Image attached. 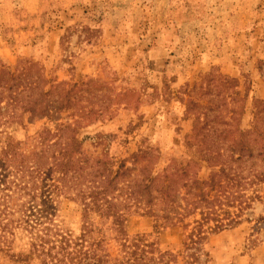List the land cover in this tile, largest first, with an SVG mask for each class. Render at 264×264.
Returning <instances> with one entry per match:
<instances>
[{"label": "rangeland", "instance_id": "374dc122", "mask_svg": "<svg viewBox=\"0 0 264 264\" xmlns=\"http://www.w3.org/2000/svg\"><path fill=\"white\" fill-rule=\"evenodd\" d=\"M35 25V31L27 30ZM0 35L7 41L22 38L19 45L31 49L12 61L0 58V70L26 66L41 86H46L42 73L50 79L55 93L81 89L69 111L26 116L0 128V157L16 163L10 170L59 174L65 138L55 131L64 123V133L81 140L73 154L82 159L83 169L116 174L106 194L126 200L125 212L117 217L92 212L95 224L106 226V237L120 225L130 237L170 251L165 260L174 264H264L262 203L244 196L253 186L225 187L232 198L223 197L221 206L229 212L221 210V216L227 223L236 216L237 222L208 233L204 241H190L191 217L154 230V219L146 214V174L174 166L170 157L176 156L195 157L189 170L205 177L212 167L200 156L222 162L240 128H263L264 119L254 113L264 99V0H0ZM14 43L1 41L0 51ZM92 102L99 110L96 119L78 112ZM194 124L195 138H190ZM201 140L209 153L200 151ZM190 141L196 145L188 146ZM249 156L242 164L258 170L256 151ZM11 180L6 176L2 187ZM45 181V195L53 199L46 205L38 195V207L48 208L54 227L77 234L82 201L72 190H61L59 181L60 191ZM6 237L0 264H42L40 258L18 254L29 241L25 229Z\"/></svg>", "mask_w": 264, "mask_h": 264}, {"label": "trees", "instance_id": "16d2710c", "mask_svg": "<svg viewBox=\"0 0 264 264\" xmlns=\"http://www.w3.org/2000/svg\"><path fill=\"white\" fill-rule=\"evenodd\" d=\"M30 61L31 64L34 63L33 60ZM25 69L26 66L21 68L18 66L16 72L11 71L9 67L0 70V128L11 123H19L20 119L26 116L30 119L50 117L56 111H69L81 90L79 86H72L70 89L55 93L53 91L56 85L43 73L41 80L46 86H41L34 74ZM78 109L79 113L87 115L86 117L90 119L98 117L99 110L94 106V102L90 108L79 106ZM263 112L264 99L260 101L254 115L256 118L264 119ZM63 124L55 131L56 137L65 138L61 147V159L57 163L59 174L45 172L42 169H26L15 170L21 172L16 177L15 171L10 170L15 167V161L0 157V243L8 241L7 233L14 234L25 229L29 241L26 242L27 246L18 249V254L27 260L40 258L42 264H174L175 261L165 260V257L171 254L170 251L162 250L153 242L144 244L139 236L130 237L120 225L116 227V232L111 237H106V226L102 223L95 224L91 218L92 212H98L99 216L107 214L111 218L117 217L125 212L126 200H118L116 196L106 194V184L114 183L116 174L112 175L110 170L101 174L100 171L89 172L83 169L82 159L73 154L75 150L78 151L81 140L77 136L65 134L61 128ZM65 125L68 126L69 123ZM208 130L210 129L204 134L208 135ZM195 132L194 124L193 133L189 137L193 138ZM236 135L230 139L228 146L231 155H226L222 162L213 163L210 161L212 155L209 159L198 154L212 167L211 172L205 177H197L190 172L188 166L197 162L195 157L176 156L170 157L172 162H176L174 166L168 164L161 173L146 174V214L153 217L154 230L183 223L191 217L189 223L185 222L191 225L190 241L192 243L204 241L208 233L237 222L236 216L229 219L228 223L224 222L221 210L229 211L223 209L221 205L223 197L232 198L230 191L226 190L225 193V187L233 185L238 188L240 183L244 185V189L253 186L251 194H244L245 200L259 198L264 211V126L240 128ZM202 140L198 143L200 151L209 153L211 148L205 147L204 142L201 144ZM194 141H190L191 144L188 146L196 145ZM216 150L215 147L214 151L222 156L223 152ZM254 151L260 159L258 170L242 164V161L254 154ZM216 158L218 157L211 160ZM9 175L12 180L10 186L5 189L2 187L3 179ZM44 180L57 191H60L59 181L61 190L63 188L72 190L73 196L79 197L82 201V224L77 234L54 227L48 208L38 207L34 200L38 195L44 196L42 199L44 204L53 199L51 196L48 197L50 194L45 195L42 184ZM260 189L263 190L262 194L259 192ZM241 193L243 195V192ZM158 196L161 199L159 203L155 200ZM111 222L118 225L114 220ZM112 241L115 242L114 251Z\"/></svg>", "mask_w": 264, "mask_h": 264}, {"label": "crops", "instance_id": "0c3cea01", "mask_svg": "<svg viewBox=\"0 0 264 264\" xmlns=\"http://www.w3.org/2000/svg\"><path fill=\"white\" fill-rule=\"evenodd\" d=\"M25 11L28 13L27 9L25 8ZM12 25L15 27L14 29H17V25H19L16 21L12 20ZM16 25V26H15ZM27 30H29V32H33L36 30V25L33 27V26H30ZM22 39V38H20ZM20 39L16 38L15 40L13 41H7L2 35H0V42L3 41V42H16L14 43V45H12V48L11 49H7L5 50V53L1 52L0 53V58H8L9 61H12L13 60V55L16 57L18 54L27 51V53L29 54V50L30 47H24L23 45H19V42H22ZM25 42H33V39H28L26 40ZM6 53H9V54H6ZM7 60V59H6Z\"/></svg>", "mask_w": 264, "mask_h": 264}]
</instances>
